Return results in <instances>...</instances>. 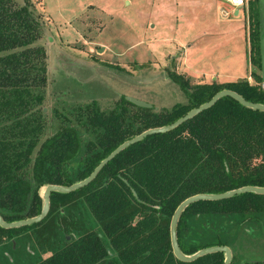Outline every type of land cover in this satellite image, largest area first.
<instances>
[{
    "label": "trees",
    "instance_id": "obj_1",
    "mask_svg": "<svg viewBox=\"0 0 264 264\" xmlns=\"http://www.w3.org/2000/svg\"><path fill=\"white\" fill-rule=\"evenodd\" d=\"M249 76L230 81L191 82L169 68L167 76L187 95V103L155 110L122 94L103 110L95 99L60 111L58 124L45 136L47 52L30 2L0 0V213L8 221L41 211V187L82 179L118 144L141 130L170 123L223 88L264 103L260 76L258 0H248ZM105 64L113 66L111 62ZM133 111V112H132ZM264 186V110L245 106L233 95L177 127L148 134L110 159L83 187L54 190L48 214L36 223L6 228L0 244L35 230L34 239L50 254L34 264H223V251L185 261L175 257L170 218L183 198L242 185ZM136 191V195L134 194ZM89 210V221L82 217ZM93 219V220H92ZM177 239L185 253L227 244L232 261L264 264L237 248L240 237H264V193L247 191L220 199H199L181 213ZM90 224V225H89ZM74 235L70 239L67 234ZM14 245V241L12 242ZM255 259V260H254Z\"/></svg>",
    "mask_w": 264,
    "mask_h": 264
},
{
    "label": "rangeland",
    "instance_id": "obj_2",
    "mask_svg": "<svg viewBox=\"0 0 264 264\" xmlns=\"http://www.w3.org/2000/svg\"><path fill=\"white\" fill-rule=\"evenodd\" d=\"M28 1L42 24L36 43L47 52L43 107L49 126L44 137L57 127L55 108L64 111L95 99L103 110L110 109L122 94L142 98L155 110L187 103L179 84L167 76L169 68L183 72L187 61L193 66L192 83L247 76L254 81L248 75L255 67L248 58V2L236 15L224 0ZM230 19L240 29L229 35ZM206 26L211 29L203 33ZM82 210L90 223L89 210ZM34 233L30 229L0 244V264H34L50 254L40 248ZM254 235L238 238L237 250L250 259L264 258V237Z\"/></svg>",
    "mask_w": 264,
    "mask_h": 264
},
{
    "label": "water",
    "instance_id": "obj_3",
    "mask_svg": "<svg viewBox=\"0 0 264 264\" xmlns=\"http://www.w3.org/2000/svg\"><path fill=\"white\" fill-rule=\"evenodd\" d=\"M259 4V15H258V20L260 22V29H259V35H260V58H261V68H260V76H262V85L264 87V0H258ZM238 11L239 8H236ZM223 95H233L236 97L242 104L245 106H250L252 108H257L264 110V103L257 102V101H252V100H247L242 94L238 93L236 90L232 88H223L215 93L212 94V97L194 107L189 109L188 111L185 112V114L177 117L176 120L166 123V124H161L159 126H152V127H147L143 130H141L140 133L131 136L127 139H125L123 142L118 144L116 147H114L103 159L99 161L97 165L94 166L93 170L88 174V176L79 179L77 181L72 182L69 185L66 184H60V183H48L45 184L41 187V195L43 198L42 202V208L41 211L38 212L34 216L22 218V219H17L13 221H8L6 220L3 215L0 213V224L3 227L6 228H11V227H20L26 224H32L36 223V221H39L43 219L49 212L50 210V199H51V194L54 190L60 191V192H71V190H74L79 187H83L87 185L91 180H93L97 174L102 170L103 166L106 165V163L112 159L115 155L120 153L124 147L128 146L129 144H132L134 142L140 141L143 137H145L148 134L152 133H159V131H167L170 129H173L177 127L180 123H182L185 120H188L192 117L195 116L198 112L212 106L213 103H215L221 96ZM125 97L132 102H134L138 106H145V107H153L152 103L142 99V98H137L131 95H125ZM247 191H255L258 193H264V186L262 185H255V184H250V185H242L238 187H233L232 189L225 190V191H219V192H196V194L189 195L185 198H183L181 201H179L178 206L174 210L171 218H170V239H171V245H172V251L175 257L178 259H182L185 261H192L198 259L199 256L211 253V252H216V251H223L224 252V262L223 264H230L233 258L232 255V249L229 245L227 244H215V245H210V246H204L199 248L197 251L192 252V253H185L179 244V240L177 239V226H178V220L179 217L182 213V211L190 205L192 202H195L199 199H220V198H226V197H231L233 194L240 193V192H247ZM134 194L136 195V191L134 190ZM68 236V235H67ZM255 260V259H254Z\"/></svg>",
    "mask_w": 264,
    "mask_h": 264
},
{
    "label": "crops",
    "instance_id": "obj_4",
    "mask_svg": "<svg viewBox=\"0 0 264 264\" xmlns=\"http://www.w3.org/2000/svg\"><path fill=\"white\" fill-rule=\"evenodd\" d=\"M225 1V0H224ZM223 0H217V2H224ZM226 2V1H225ZM227 3V2H226ZM233 11H234V14H236V15H238L239 13H240V9L237 11L236 10V8H234L233 7ZM223 13L225 14V13H228V11H226V9L225 8H223ZM229 22V29H228V34L230 35V34H235L240 28L238 27V26H236V24H235V22L236 21H234V20H232V19H230V21H228ZM209 29H211V27L210 28H207V26L206 27H204V29L202 30L203 31V33H206L207 32V30H209ZM246 58H247V56H246ZM186 66V67H185ZM184 66V68L182 69V71H183V73H185V74H187V76L188 77H192V74H191V69H192V64L190 63V62H188L187 61V64ZM194 78V77H193ZM212 78H215V75H212ZM217 78V77H216ZM250 78H252L251 76H250Z\"/></svg>",
    "mask_w": 264,
    "mask_h": 264
},
{
    "label": "built area",
    "instance_id": "obj_5",
    "mask_svg": "<svg viewBox=\"0 0 264 264\" xmlns=\"http://www.w3.org/2000/svg\"><path fill=\"white\" fill-rule=\"evenodd\" d=\"M227 3L232 5L234 8L245 7L248 0H225Z\"/></svg>",
    "mask_w": 264,
    "mask_h": 264
}]
</instances>
